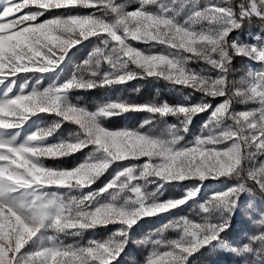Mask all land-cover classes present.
Here are the masks:
<instances>
[{"label": "snow or ice", "instance_id": "snow-or-ice-1", "mask_svg": "<svg viewBox=\"0 0 264 264\" xmlns=\"http://www.w3.org/2000/svg\"><path fill=\"white\" fill-rule=\"evenodd\" d=\"M254 22L264 31V0H0V264H118L130 241L149 248L139 264H188L213 242L235 255L264 259V210L255 207L264 200V37L257 34L249 43L232 35ZM85 41L91 51L70 78L41 88L43 74L56 72ZM237 57L260 67H248L237 79ZM22 74L41 79L30 91L25 80L14 92ZM138 78L189 88L200 99L137 103L117 96L90 110L68 98L69 92ZM237 104L252 107L237 110ZM126 112L149 115L131 128L102 126ZM205 112L200 135L182 143L192 119ZM37 114L60 119L21 139L24 125ZM169 116L180 126L162 130ZM63 122L79 131L46 144ZM88 146L93 151L71 169L44 165L46 158ZM113 165L117 170L102 188L80 196L58 191L90 188ZM221 178L236 183L196 200L204 181ZM189 180L201 183L179 198L160 199L165 183ZM157 181V189L148 191ZM242 193L252 198L255 215L249 218L259 233L234 246L221 234ZM190 201L199 210L197 219L174 215ZM164 214L173 218L132 240L139 221ZM108 225L119 228L104 239H83L86 231ZM169 231L177 238H168ZM48 232L52 235L45 236ZM69 237L78 239L66 243Z\"/></svg>", "mask_w": 264, "mask_h": 264}, {"label": "rangeland", "instance_id": "rangeland-1", "mask_svg": "<svg viewBox=\"0 0 264 264\" xmlns=\"http://www.w3.org/2000/svg\"><path fill=\"white\" fill-rule=\"evenodd\" d=\"M120 2H123V0H120ZM134 7H136V5L132 4L129 10H131V8ZM78 11L81 14H87L90 10L79 9ZM48 15H51V13H46V17ZM46 17H41L40 19H44ZM257 34H259L261 37H264V31L256 30L253 28L239 30L237 32H234L232 35L234 37L239 36L240 39L246 40L249 43H254L252 37ZM92 46L93 45L91 43L85 41L83 44L78 45L76 46V48L72 49L69 53L68 58L60 66V68L56 70V72L43 74V79L41 81L40 87L41 88L46 87L49 83H51L52 80L58 79V82H63L64 80L70 78L73 71L75 70V66L83 62V60L88 56L89 52L91 51ZM137 46L143 47V45H137ZM248 67L258 69L260 65L252 64L250 61L245 60L244 69L241 75H243L244 72L247 71ZM38 79H41V74H22L21 77L17 78L13 91L18 92L20 86L25 83V80L28 81V85L25 90L30 91L32 87L36 86V82ZM124 86L125 83L110 87L111 89L110 94L103 96L102 98L99 99H94L93 100L94 105L92 107H88L85 104H80V105L86 106L90 110H94L95 106L98 103L102 102L103 100L109 97L115 98L117 96H120L122 98L129 99V95L124 94L123 92ZM184 97H189L190 102L192 103L198 102L200 99V96L183 93L178 97L175 103L181 101ZM68 98H69V94H68ZM161 101H164V99H161ZM71 102L77 103L73 101ZM218 102L219 99L215 100L213 104ZM138 103H143V102H138ZM246 107H252V105L249 106L239 105V104L236 105L237 110H245ZM148 115L149 114L146 112H126L121 115H115L121 117L122 120L121 124H118L116 126H111L103 122L102 126L108 128L109 130H118L124 127L131 128L138 125L141 121L147 118ZM110 118H107L105 120H108ZM207 118H208L207 112L195 116L192 119L191 123L188 125V131L186 133H182L184 136V141H182V143L193 141L195 137L200 135L202 126L207 120ZM59 119L60 118L54 114H37L35 116H32L29 119V121L24 125L20 138L23 139L26 135L35 132L38 128L50 127L53 121H57ZM167 125H176L177 127L180 126L178 120H176L175 122H169L166 120L165 122L161 123L160 128L163 130L167 127ZM78 131H79L78 126L75 125L74 123L63 122L55 133H53L51 136L46 138L45 143L51 145L61 141L69 140L71 137L75 136V134ZM92 151H93V146H88L84 148L82 151H78L75 154L68 155L67 156L68 159H70V161L72 162V164L69 166L62 164V162L56 165H49L44 162V165L54 169H71L77 166L79 163L83 162L85 157H87L89 153ZM133 163H139V162H133ZM116 170H117L116 165L111 166L106 171V173L103 174L90 188H86L79 191L72 190L71 192H68L67 189H59L58 191L61 193H67L69 196H80L83 194H87L90 191H94L104 187V185L110 179H112ZM159 183H160L159 181H157L156 183H149L148 191H155ZM200 183L201 182H199L198 180H189L182 183H176V182L165 183L164 186L160 189V191L163 193L160 199L166 200L169 198H179L184 195L187 189L195 187ZM234 184L235 183H233L232 181H224L220 179L218 180L208 179L202 183L200 192L196 200L199 202H203L214 192L221 191L226 187L233 186ZM251 199L252 198L249 196L248 193L241 194L238 207L231 215L230 225L227 228V230L221 234L222 239L228 241L231 245L234 246L243 245L248 242V238L251 235L259 233V228L256 225H254L252 219L249 218L250 214L255 215L254 213H252L250 207ZM192 204L193 201H190L188 205L184 206L181 209L175 210L174 215L189 216L190 218L197 219L199 210L193 209ZM255 207L264 210V200H260V199L256 200ZM217 215H219V213H217ZM224 215H227V213H224ZM172 218H173L172 214H164L163 216H156V217L142 219L141 221L138 222L137 225L134 226L131 232L132 240L138 241L144 239L150 233L154 232L157 228H159L163 223H166L169 219ZM117 228H119V225H108L107 227H98L94 230L86 231L84 233L83 239L85 241H87L88 239H97V240L104 239L107 236H109L111 232L115 231ZM48 235H52V233L48 232L45 234V236ZM166 235L170 239L177 238V232L175 231H169ZM74 239H78V238H72V237L65 238V242L73 243ZM201 250H203L202 255H204L205 257H215L213 260H215L216 257H225V256L228 257L231 255H235L228 250L216 246V242H213V244L204 247ZM148 251H149L148 247L130 241V243L127 245L125 249V252L121 256L126 257L125 264H139V262L143 261ZM200 251L197 252L195 255H198ZM235 256L241 258L242 264H264V259L257 260V258L252 254L235 255ZM220 264H231V263L221 260Z\"/></svg>", "mask_w": 264, "mask_h": 264}, {"label": "trees", "instance_id": "trees-1", "mask_svg": "<svg viewBox=\"0 0 264 264\" xmlns=\"http://www.w3.org/2000/svg\"><path fill=\"white\" fill-rule=\"evenodd\" d=\"M63 10H56L57 13L62 12ZM256 29V30H262L260 25L256 22H254L252 25L245 24L240 30L243 29ZM245 65V59L242 57H237L233 61V68H234V75L235 78L239 79L241 76L243 69ZM194 68H200V67H206L203 64H194L192 65ZM111 89L110 88H96L93 90H82V91H73L69 93V98L73 102H77L79 104H85L88 107H92L94 105L93 100L102 98L103 96H106L110 94ZM124 94L129 95V99L133 102H144L152 99H164L165 101H168L169 103H175L178 99V97L183 94H191L200 96L199 93L193 92L189 88H179L174 87L172 85H169L166 81L158 80L156 78H147V79H134L132 81L126 82L124 89ZM213 103L215 102L212 101ZM167 121L169 122H175L177 119L175 117H167ZM106 124H109L111 126H116L118 124H121L122 120L120 116H112L108 120H104ZM46 164L49 165H56L60 162L64 165H71L72 162L70 159H68L67 156L62 158H46L44 160ZM220 180H224L221 178ZM225 181V180H224ZM232 181L233 183H236L234 180H227ZM203 250L200 251L198 255H193L189 258L188 264H220L221 260L230 262L231 264H242L241 258L236 257L235 255L231 256H225V257H216L215 260H213L215 257H205L202 255ZM126 257H120L118 264H125Z\"/></svg>", "mask_w": 264, "mask_h": 264}, {"label": "clouds", "instance_id": "clouds-1", "mask_svg": "<svg viewBox=\"0 0 264 264\" xmlns=\"http://www.w3.org/2000/svg\"><path fill=\"white\" fill-rule=\"evenodd\" d=\"M165 69H162V71H164ZM25 86V85H22V87Z\"/></svg>", "mask_w": 264, "mask_h": 264}]
</instances>
